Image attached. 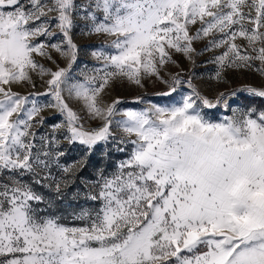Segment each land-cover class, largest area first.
Masks as SVG:
<instances>
[{
	"label": "snow or ice",
	"instance_id": "6c2138e0",
	"mask_svg": "<svg viewBox=\"0 0 264 264\" xmlns=\"http://www.w3.org/2000/svg\"><path fill=\"white\" fill-rule=\"evenodd\" d=\"M77 27L106 38L83 79ZM215 50L218 84L264 78V0H0V264H264V107L240 103L264 83L210 97L161 75ZM152 76L181 98L105 104Z\"/></svg>",
	"mask_w": 264,
	"mask_h": 264
},
{
	"label": "rangeland",
	"instance_id": "374dc122",
	"mask_svg": "<svg viewBox=\"0 0 264 264\" xmlns=\"http://www.w3.org/2000/svg\"><path fill=\"white\" fill-rule=\"evenodd\" d=\"M81 22H78V24ZM74 41L80 46L81 52L78 58L76 65L73 68V75L79 79H83L80 75L82 71H87L89 75H92L91 69L94 67H99L102 65L103 61H97L91 56V52L101 47L106 43V38L103 36H84L81 35L80 28L77 27L74 29L73 35ZM206 41H195L194 47L197 51H200ZM219 54V50H215L214 52H204L203 55H193V60H189L181 53H173V60L176 63L167 64L161 69V75L168 79L171 75L176 73H181L182 79L187 80L189 76L192 77V83L205 95L212 96L217 91L229 90L232 88H239L245 84H250L254 86H259L261 83H264V78H262L258 73L254 71H230L227 76V83L218 84L215 80L210 79L215 72L216 66L213 63H210V59L213 55ZM42 63L45 64L46 67L54 68L55 66L49 62L42 60ZM61 67L66 66V62H61ZM36 89L35 91L43 92L45 90V85L42 83L39 77H36ZM143 87L132 84L126 80L116 79L113 82L112 87L105 94V104L111 103L112 100L119 98L123 101L122 104L118 105L120 109H140L147 107L148 105L142 103H136L135 98L137 96H143L145 99H151L153 102H158L160 104H170L179 100L180 93H174L171 97H162L157 96L156 93H161L168 91V87L158 80L155 76L152 77H144L142 79ZM17 91L21 92V94H27L29 91L33 89L29 87L17 88ZM183 90L185 92L189 91L187 84L183 85ZM67 98V94H66ZM69 105L76 110L81 115H84L82 102L76 101L73 99L68 100ZM240 103L253 104L257 107H264V100L259 98L255 99H244L242 98ZM208 111L210 115H218L220 110H205ZM230 114V113H229ZM52 113H45V116H51ZM98 121H88L86 123V127H95ZM78 153L73 152L70 154L71 156H76ZM99 154H97L94 159H97ZM118 159V156L113 155V162Z\"/></svg>",
	"mask_w": 264,
	"mask_h": 264
}]
</instances>
